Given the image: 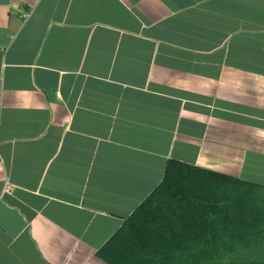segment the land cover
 I'll list each match as a JSON object with an SVG mask.
<instances>
[{
  "label": "crops",
  "instance_id": "crops-1",
  "mask_svg": "<svg viewBox=\"0 0 264 264\" xmlns=\"http://www.w3.org/2000/svg\"><path fill=\"white\" fill-rule=\"evenodd\" d=\"M171 159L264 188V0H0V264H108Z\"/></svg>",
  "mask_w": 264,
  "mask_h": 264
},
{
  "label": "trees",
  "instance_id": "trees-1",
  "mask_svg": "<svg viewBox=\"0 0 264 264\" xmlns=\"http://www.w3.org/2000/svg\"><path fill=\"white\" fill-rule=\"evenodd\" d=\"M251 251V252H250ZM108 264H264V188L171 159L98 250Z\"/></svg>",
  "mask_w": 264,
  "mask_h": 264
},
{
  "label": "rangeland",
  "instance_id": "rangeland-1",
  "mask_svg": "<svg viewBox=\"0 0 264 264\" xmlns=\"http://www.w3.org/2000/svg\"><path fill=\"white\" fill-rule=\"evenodd\" d=\"M252 259H254L253 261H263L264 260L262 257L261 258L252 257Z\"/></svg>",
  "mask_w": 264,
  "mask_h": 264
},
{
  "label": "built area",
  "instance_id": "built-area-1",
  "mask_svg": "<svg viewBox=\"0 0 264 264\" xmlns=\"http://www.w3.org/2000/svg\"><path fill=\"white\" fill-rule=\"evenodd\" d=\"M0 199H1V196H0Z\"/></svg>",
  "mask_w": 264,
  "mask_h": 264
}]
</instances>
